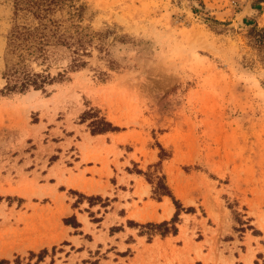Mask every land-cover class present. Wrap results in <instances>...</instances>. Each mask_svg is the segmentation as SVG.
Returning <instances> with one entry per match:
<instances>
[{
    "label": "rangeland",
    "instance_id": "obj_1",
    "mask_svg": "<svg viewBox=\"0 0 264 264\" xmlns=\"http://www.w3.org/2000/svg\"><path fill=\"white\" fill-rule=\"evenodd\" d=\"M76 1L102 49L45 92L0 95V264H264V3ZM12 24L0 0V89ZM80 151L100 193L71 187ZM160 177L177 233L148 238L175 213Z\"/></svg>",
    "mask_w": 264,
    "mask_h": 264
},
{
    "label": "trees",
    "instance_id": "obj_2",
    "mask_svg": "<svg viewBox=\"0 0 264 264\" xmlns=\"http://www.w3.org/2000/svg\"><path fill=\"white\" fill-rule=\"evenodd\" d=\"M262 3L264 0H257V4L251 8L260 11ZM82 9L76 0H13V24L6 35L3 55L1 77L5 85L0 89L1 96L23 94L29 90L45 92L47 86L67 80L68 71L84 68L91 47L102 49V33L80 25ZM64 59L67 60L66 66L52 74L54 63ZM95 124L98 133L118 130L103 118H99ZM158 180V193L172 200L175 213L169 221L140 225L152 231L150 234L143 230L139 232L148 238L155 234L165 236L177 233L180 205L163 183V177ZM89 205L92 206L90 201ZM64 223L70 224V219H65ZM45 252L43 250L41 253ZM42 254L38 255L37 260L41 259Z\"/></svg>",
    "mask_w": 264,
    "mask_h": 264
},
{
    "label": "crops",
    "instance_id": "obj_3",
    "mask_svg": "<svg viewBox=\"0 0 264 264\" xmlns=\"http://www.w3.org/2000/svg\"><path fill=\"white\" fill-rule=\"evenodd\" d=\"M80 133V132H79ZM84 137H88L90 139H94L95 137L90 135L89 133L83 132V136L80 135V138L83 139ZM78 144H86L85 141H77ZM94 147V146H93ZM102 151V155L104 152V149H101ZM126 160V159H125ZM118 162L120 164H123L126 161H122V160H118ZM109 169L111 170V172L114 171V163H113V158L112 156L109 157ZM73 166L69 167L72 171V177L66 173L67 175L66 178L67 179H72V181H74V185L71 186L72 188L75 187V189L79 190V191H83L84 193H100L97 189L100 187L99 182H102V177L99 174L100 172L104 171V166L102 165L101 162L99 161H92V160H88V159H83V154L82 151H80L79 157L77 160L74 161ZM129 175V177H131V173H127ZM151 220H155V218H150ZM164 219V218H162ZM161 219V220H162ZM149 220V219H146ZM69 225H72V223L70 222ZM64 227L67 228V226L64 225ZM73 228V227H72ZM119 233H122V231H120ZM115 236H117L118 233H114ZM78 235H71L69 236L71 237H75ZM108 237L110 238V236L108 235ZM136 238L138 240L143 239L142 237L136 236ZM169 239L168 237L165 238H160V240H167ZM147 245H151L152 243H146Z\"/></svg>",
    "mask_w": 264,
    "mask_h": 264
}]
</instances>
